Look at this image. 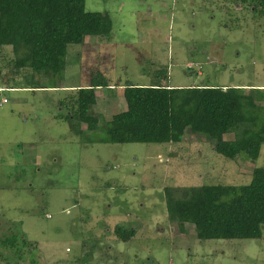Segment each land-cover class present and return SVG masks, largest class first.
Instances as JSON below:
<instances>
[{
  "label": "rangeland",
  "instance_id": "374dc122",
  "mask_svg": "<svg viewBox=\"0 0 264 264\" xmlns=\"http://www.w3.org/2000/svg\"><path fill=\"white\" fill-rule=\"evenodd\" d=\"M252 5L85 0L101 33L68 45L56 88L13 73L11 47H0V238L18 235L0 246V264H264V225L259 238L201 240L192 224L169 222L163 195L168 185L249 183L264 143L251 161L216 153L189 129L179 143L96 142L126 109L122 86L155 83L162 69L173 87L264 88V4ZM89 78L108 85L93 88L99 122L82 137L85 125L56 115ZM115 225L135 235L122 241Z\"/></svg>",
  "mask_w": 264,
  "mask_h": 264
},
{
  "label": "trees",
  "instance_id": "16d2710c",
  "mask_svg": "<svg viewBox=\"0 0 264 264\" xmlns=\"http://www.w3.org/2000/svg\"><path fill=\"white\" fill-rule=\"evenodd\" d=\"M241 1H254V9L256 2L264 4V0ZM100 33L101 13L86 11L85 0H0V47H11L13 73L28 69L30 84L36 88L42 76L47 79L43 87L56 88L63 78L68 45L82 44L87 36ZM153 76L157 82L149 85L122 86L126 109L111 116L96 142L127 138L136 143H179L189 129L207 136L213 150L226 158H258L264 143V104L260 103L264 88L173 87L163 82L168 80L165 69ZM103 85L108 84L89 78L85 87L59 100L66 112L56 117L85 125L76 131L82 137L84 129H95L99 116L91 113L96 103L93 88ZM225 134L232 138L225 139ZM251 175L246 184L165 186L169 222L192 224L201 240L259 238L264 225V166L254 168ZM113 234L128 241L135 228L115 225ZM16 239L18 235L0 238V246Z\"/></svg>",
  "mask_w": 264,
  "mask_h": 264
},
{
  "label": "crops",
  "instance_id": "0c3cea01",
  "mask_svg": "<svg viewBox=\"0 0 264 264\" xmlns=\"http://www.w3.org/2000/svg\"><path fill=\"white\" fill-rule=\"evenodd\" d=\"M85 84V83H84ZM86 85V84H85ZM85 85H79V86H77V88L78 87H80V86H83V87H85ZM109 87H112V86H109ZM96 88H98V87H96ZM123 94V93H122ZM96 96V95H95Z\"/></svg>",
  "mask_w": 264,
  "mask_h": 264
},
{
  "label": "built area",
  "instance_id": "2783aa9c",
  "mask_svg": "<svg viewBox=\"0 0 264 264\" xmlns=\"http://www.w3.org/2000/svg\"><path fill=\"white\" fill-rule=\"evenodd\" d=\"M4 101H5V99H4Z\"/></svg>",
  "mask_w": 264,
  "mask_h": 264
}]
</instances>
